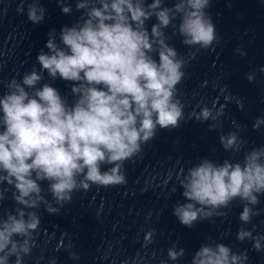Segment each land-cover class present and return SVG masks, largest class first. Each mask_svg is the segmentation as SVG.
Segmentation results:
<instances>
[{"label": "clouds", "instance_id": "9594fccd", "mask_svg": "<svg viewBox=\"0 0 264 264\" xmlns=\"http://www.w3.org/2000/svg\"><path fill=\"white\" fill-rule=\"evenodd\" d=\"M59 2L64 14L72 12L65 0ZM209 4L210 0H175L168 7L165 0H76L82 15L58 34L49 31L47 51L41 49L36 57L41 70L33 68L20 81L6 84L8 91L0 95V202L11 191L19 207L0 215V264H10L12 257L14 264H22L31 254L33 234L41 224L34 210L43 204L49 214L58 215L79 189L125 184L124 163L155 138L158 128H175L184 119L177 85L186 75V61L168 43L165 29L174 28L188 48L210 49L218 37L206 12ZM17 13H25L23 4ZM45 13L39 0H32L27 20L40 24ZM153 17L157 22L149 31L146 22ZM152 53L158 54V61ZM45 72L53 81L71 82L75 100L69 103L52 84L41 83ZM237 104L243 108L242 102ZM222 114L203 107L191 118L215 121ZM261 124L264 117L253 128ZM217 126L212 123L209 128ZM239 141L236 132L220 136L225 151L239 152ZM102 165L110 167L102 170ZM44 181L59 207L46 198ZM178 182L187 202H178L173 215L182 225L224 216L222 210L236 199L245 202L239 219L248 224L258 215L254 206L264 195V147L245 152L242 162L202 159L181 169ZM153 238V232L145 234L146 243ZM236 238L251 240L257 252L264 251V235L241 228ZM185 254L176 244L167 251L172 261ZM72 258L78 259L75 254ZM248 259L247 252H234L224 243H204L191 264H247Z\"/></svg>", "mask_w": 264, "mask_h": 264}]
</instances>
